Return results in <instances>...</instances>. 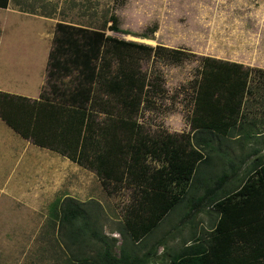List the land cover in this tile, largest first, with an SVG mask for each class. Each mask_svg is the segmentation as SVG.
Wrapping results in <instances>:
<instances>
[{
	"label": "trees",
	"instance_id": "16d2710c",
	"mask_svg": "<svg viewBox=\"0 0 264 264\" xmlns=\"http://www.w3.org/2000/svg\"><path fill=\"white\" fill-rule=\"evenodd\" d=\"M6 6L7 0H0V8ZM109 21L112 23L110 30H115L114 16ZM142 38L148 37L143 34ZM51 41L53 44L49 52L47 76L56 80L61 78L60 75L75 72L72 87L67 91L52 87V92L59 95V104L53 105L47 98H42L41 101H32L26 105L32 123L23 124V115L15 118L2 105L0 118L34 145L63 155L80 165L85 160L86 148L93 145L98 152L94 162L88 163L90 168L94 167L103 178L113 179L110 163L115 166L116 160L112 161V155L115 152L123 153L124 150L120 146L122 140L118 134H128L123 131L129 128V134L134 140L139 129L135 128H138L137 125L122 119L121 112L116 110L112 113L110 108L116 103L132 113L139 104V94L144 83L136 72L120 70L111 75L104 72V68H107L109 58L121 59L126 51L145 52L146 55L155 51L160 55L166 50L160 46L152 49L145 44L117 41L98 30L64 24L56 25ZM166 52L173 56L174 61H180L181 56H189V53L181 50ZM206 60L210 61L211 69L205 73L199 86V117L195 120L197 123L191 138L195 146L186 151L182 144L175 143L169 136L160 141L152 139L149 145L145 137L138 138L136 143L132 140L128 142L126 148L130 163L125 162L124 166L127 165L131 173L136 171L133 178L145 179V185H140L142 195L138 203L143 214H137L136 219L127 220L124 225L119 224L117 234L122 240L117 249L118 255L113 252L116 240L108 238L101 231L100 217L96 215L98 209H101L98 204H86L69 197L61 203V225L66 228L71 243H92L98 247L95 255L80 258V254L81 257L83 255L78 254L75 258L77 263L149 264L156 255V247L138 255L134 246L158 228L167 215L182 206L184 212L181 223H184L212 206L209 211L220 215L214 229L206 239L198 236L194 245L182 250L169 248L170 252L165 256L169 258L170 264H264V251L259 249L262 241L258 240L262 235L256 233L262 231L264 226V161L257 156L259 150L252 149L242 155L238 162L227 158L220 174L216 175L211 169V155L217 152V146L213 145L214 138L218 142L222 141L216 134L227 129L231 134L236 130L238 118L247 121L240 109L243 96L251 93L246 89L248 70L244 72L243 67L235 63L210 58ZM99 61L103 69L97 67ZM253 72L264 76V71L254 69ZM94 84H97L96 88ZM6 96L9 95L2 97ZM20 100L28 103L24 98ZM106 105L111 113L106 110ZM97 112L107 116L114 114L117 120L104 126L97 125L94 118ZM224 117H227V121L223 120ZM243 122L239 123L237 130L244 134V139L249 140L251 134H254L251 129L255 125L245 127ZM48 134H56L55 140L52 141ZM94 134H104L101 138L106 146L105 151H101L100 141L95 140ZM108 144L112 148L106 150ZM204 147L209 150L206 156L199 150ZM147 155L163 159L166 164L145 175L147 168L141 166V163L142 157ZM253 157V161L247 164ZM232 180L235 186L227 187ZM219 190L221 196H218ZM126 240L130 243L126 244Z\"/></svg>",
	"mask_w": 264,
	"mask_h": 264
},
{
	"label": "rangeland",
	"instance_id": "374dc122",
	"mask_svg": "<svg viewBox=\"0 0 264 264\" xmlns=\"http://www.w3.org/2000/svg\"><path fill=\"white\" fill-rule=\"evenodd\" d=\"M32 1L38 8V11H33L35 14L54 15L55 17H52L58 23L63 22L91 31L98 30L111 39L145 44L152 49L160 46L166 51L181 50L189 53V56H181L180 61H174L173 56L166 51L161 52L160 55H157L155 51L147 55L145 52L126 51L121 59L109 58L104 72L111 75L120 70L136 72L137 77L144 83L142 92L139 94V104L132 113L128 108L116 103L110 108L112 113L117 110L122 113V119L138 126V128L135 126L139 129L137 138L132 139L129 128L123 131L128 134L122 132L118 134L122 140L120 146L124 150L123 153L115 152L112 155L114 158L112 161L116 160L115 166L110 163L113 179L103 178L94 167L90 168L88 163L94 162L98 152L91 145L92 147L86 148L82 165L73 162L75 166L65 169L63 183L59 187L54 185L55 182H47L48 186L33 189V194L42 193L47 198L46 203L40 202L30 207L20 202L10 203L0 196V264H79L75 260L78 254L82 253L83 256L81 257L80 254V258L95 255L98 250L96 245L72 244L66 228L61 225L59 209L63 200L67 198L65 196H71L74 200L79 199L82 203L91 202L100 206L101 209H98L96 215L100 217L101 231L108 238H115L116 245L113 252L118 255L117 249L122 240L117 234L119 224L124 225L127 220L136 219L137 214V216L143 214L138 203L142 195L140 185H145L143 183L145 179L133 178V173L136 171L131 173L127 165L124 166L125 162L130 163L126 148L129 145L128 142L132 140L136 143L138 138L145 137L149 145L152 139L160 141L169 136L175 143L182 144L186 151L195 146L191 138L197 123L195 120L199 117V110H197L199 86L205 73L210 72L211 69V63L206 60V55H222L223 58H219L220 60L240 62L243 71L248 70L247 78H245L246 89L251 91L250 94L243 96L240 109L247 121L243 122L241 118H238L235 123L236 130L231 134L229 129L216 134L222 141L218 142L214 138L213 145L217 146V152L211 155L213 157L211 169L216 175L220 174L227 158L238 162L242 155L254 148L259 150L257 156L264 161V76L253 72L257 68L246 65L248 53L240 50L243 39L247 40L246 35L249 34L246 32L247 29L256 33L259 31L260 35L263 29L248 28L247 23L240 27L220 26V23L216 21V0ZM111 16L116 19L115 30H110ZM44 30L47 32L49 41L47 65L44 73L41 74L43 81L42 84L39 83V92L34 98L39 97L41 100L47 98L56 105L60 103L59 95L52 92V87L69 90L72 87L75 72L60 75L59 80L48 78L49 52L53 44L51 40L55 35V27L50 29L45 26ZM152 30L154 32H151ZM143 34L147 35V40L152 42L144 41ZM220 51L232 53L237 51V53H230L228 56L220 54ZM100 66L99 61L97 67ZM100 68L103 69V67ZM257 70L264 71L262 68ZM93 87L96 88L97 84ZM4 95L6 94L0 92V105L6 106L9 114L15 118L23 115V124L32 123L28 118L30 113L28 114L29 107L27 108L26 105L36 100L28 99V103H24L17 100V96L9 95L6 96L7 99L2 97ZM105 108L109 111L108 105ZM94 114L95 122L100 126L112 124L117 120L114 114L110 116L102 112ZM223 120L227 121V117ZM242 122L245 127L255 125L253 130L251 129L254 134H251L249 140L244 139V134H240L237 130L239 123ZM94 135L95 140L100 141L101 151H105L106 146L103 145L101 138L104 134ZM55 136L56 134H48L52 141L55 140ZM111 148L108 144L106 150ZM199 150L205 156L209 154L206 147ZM142 158L141 166L147 168L145 175L166 164L163 159L155 156L147 155ZM253 159L254 157L250 158L247 164ZM132 169L137 170L135 167ZM6 190L10 188L0 187V194ZM183 212L184 209L181 206L167 215L158 228L134 246L135 253L142 255L152 247H156L158 255L156 254L149 264H170L169 258L165 256L170 252L169 248H175L181 243L183 237H188L190 224L177 225ZM205 213L209 211L205 209L192 220L198 228L208 227L211 221L212 217ZM177 228H180L179 232ZM129 243V240H126V244ZM162 248H164L163 251Z\"/></svg>",
	"mask_w": 264,
	"mask_h": 264
},
{
	"label": "crops",
	"instance_id": "0c3cea01",
	"mask_svg": "<svg viewBox=\"0 0 264 264\" xmlns=\"http://www.w3.org/2000/svg\"><path fill=\"white\" fill-rule=\"evenodd\" d=\"M33 11H38V8L32 0H7V6L0 8V92L17 96L20 102V98L41 101L39 97H34L39 92V83L43 81L41 74L47 65L49 41L44 27L52 29L56 24H64L58 23L54 15L35 14ZM216 21L220 26L240 27L247 23L248 28L263 29L261 35L259 31L256 33L247 29L249 34L246 35V41L243 39L240 50L248 53V67L264 70V0H216ZM230 53L237 51H220V54L228 56ZM205 57L223 61L219 59L223 58L222 55ZM69 166H75V163L63 155L34 145L30 139L23 138L0 119V187L10 188L0 194L2 198L10 203L20 202L30 207L36 203H46L47 198L42 193L33 194V189L48 186L47 182H55L54 185L59 187L63 183L65 169ZM235 184L234 180L229 181L227 187ZM217 193L218 196L222 195L220 190ZM210 208L212 206L206 209L209 211ZM205 214L212 217L208 227L198 228L192 222L193 219L184 223H181V218L178 220L177 225L189 223L190 228L188 237L182 238L181 243L175 246L176 250L194 245L198 236L206 239L220 215L210 211ZM180 228L176 230L179 232ZM256 233L262 235L258 239L262 241L259 249L264 251V226L262 231Z\"/></svg>",
	"mask_w": 264,
	"mask_h": 264
},
{
	"label": "bare ground",
	"instance_id": "6f19581e",
	"mask_svg": "<svg viewBox=\"0 0 264 264\" xmlns=\"http://www.w3.org/2000/svg\"><path fill=\"white\" fill-rule=\"evenodd\" d=\"M131 38V37H130ZM135 40H138V39H135ZM144 41H146L147 43H151L152 41H148L147 39H144Z\"/></svg>",
	"mask_w": 264,
	"mask_h": 264
}]
</instances>
